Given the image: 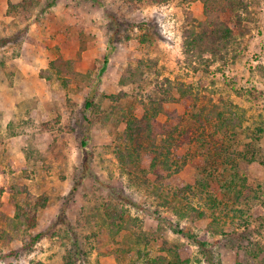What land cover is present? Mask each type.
I'll return each mask as SVG.
<instances>
[{"label": "rangeland", "instance_id": "1", "mask_svg": "<svg viewBox=\"0 0 264 264\" xmlns=\"http://www.w3.org/2000/svg\"><path fill=\"white\" fill-rule=\"evenodd\" d=\"M24 2L0 0V264H166L172 254L178 264H264V0ZM198 22L208 47L185 55L183 31ZM169 87L165 110L185 128L209 118L199 136L229 146L216 163L250 138L255 158L208 178L199 139L176 151L186 162L171 180H157L144 157L146 174L130 179L117 157L132 147L126 121ZM218 112L234 132L216 129ZM205 178L214 191L175 186Z\"/></svg>", "mask_w": 264, "mask_h": 264}, {"label": "trees", "instance_id": "2", "mask_svg": "<svg viewBox=\"0 0 264 264\" xmlns=\"http://www.w3.org/2000/svg\"><path fill=\"white\" fill-rule=\"evenodd\" d=\"M159 1V0H157ZM206 0H204L205 2ZM23 2V1H22ZM26 2V0H25ZM24 2V3H25ZM207 4V3H206ZM17 4H10L9 9L16 7ZM10 12V11H9ZM111 21L115 22V27L113 29V34L117 31L118 25H117V20L114 18H110ZM207 22V21H205ZM205 22H198L197 25H188L186 29L183 31V52L185 55H193V52L200 53L202 50H204V47L207 48L208 46L204 45V42H201V36L203 32L205 31L207 25ZM226 30V29H225ZM223 30V31H225ZM229 36V31L226 30L224 32V38H227ZM114 46L112 41L110 40L109 42V49L104 55V60H103V65L102 68L99 72L101 73L104 71L109 58L110 54L113 52ZM182 89V88H181ZM95 90H92L90 95L87 96L84 102V109H88L91 106V96ZM177 95H186L184 98H189L190 95L188 94H183L184 92H181L179 90V87L176 89ZM175 92L169 87V89H166V92L163 93V98L158 99L156 97V92L154 95L152 94H147L142 100H143V106H144V111L143 115L140 118L133 117L131 116L130 118L127 119L126 121V128L124 131V136L125 138L129 141V144H132V147L127 146L125 147L122 145L124 148L123 150L118 149V155L117 157L119 158V161L122 165V167L127 171V174L130 176V179L133 178L136 175V172L138 173H144V168L141 165V157L146 158L149 160V172L156 177L157 180H160L161 182L169 181L171 178L179 173L183 165L185 164L186 160L182 159L176 151L183 147L184 145L188 143H192L197 140H202L203 142V151L206 155H208L211 159L205 158L204 164H210L208 165V170L206 171V175L208 174V178H213V175H217V167H223V170L225 168L229 167L231 170V175L235 176L237 173L235 172L237 165L236 158L239 157L243 159L245 162H249L250 160L255 158V153L256 151L251 150V145L254 143L252 138H250V142H247L244 144V150L243 152H238L236 150H233L230 156V159L223 160V162L219 161L216 163V159L212 158L215 156H220L221 151H230V148L227 149L229 146L222 144L220 150H218V146L221 145L217 141H211L206 142L200 134V129L203 130L201 133H204V128L203 126L205 125L206 122L209 121V118H202L197 115V119L195 118L193 123L189 127H184L183 126V118H181L180 115L176 114L175 112H171L168 110H165L163 103L164 102H172L175 101ZM183 97V96H182ZM185 107V106H184ZM162 113L164 114L165 121H161L158 118V115ZM168 114V115H167ZM229 125H231L232 131L235 130V126L233 125V121L230 120L227 117L223 116L222 112H218L217 115V124L215 125L217 130L223 129L226 131L229 128ZM237 125L240 126L241 124L237 122ZM209 128L210 126H213L211 121L209 122ZM214 128V127H213ZM146 130L147 133L144 132ZM234 132V131H233ZM211 136V134H208ZM157 137H159L157 139ZM212 138V137H211ZM149 140L148 145L145 147L142 145V142L144 140ZM257 142V140H255ZM217 142L215 145L214 143ZM130 144V145H131ZM240 143L237 142L235 145V148L238 147ZM81 145L85 146L86 141L82 140ZM213 151V154H211V149ZM227 149V150H225ZM126 151V152H125ZM140 152H143L141 154ZM135 155V156H133ZM171 155V157L169 156ZM162 157V158H160ZM252 158V159H249ZM175 158V159H172ZM180 160L178 161L177 159ZM238 160V159H237ZM87 163L84 161L83 163V170L87 171ZM127 169V170H126ZM219 172V171H218ZM86 175V173H85ZM203 177V173L200 174ZM215 175V176H216ZM148 179V178H146ZM203 182H196L194 185H190L186 182H179L177 183L176 189L180 193H192L197 194V193H203V192H209L215 190V186L210 184V181L205 178ZM79 183V182H78ZM210 185L211 189L207 190L204 188V186ZM77 184L73 185L72 190L76 189ZM2 189L0 188V194L2 193ZM129 201V200H128ZM132 203V202H130ZM18 207V206H17ZM21 208H17V213L16 217L21 216L20 214ZM35 225L31 224L29 228H33ZM178 232H181V230H177ZM7 229L4 227H0V238H5L7 236ZM44 235V232H38L34 234L29 242L26 244V246H30L34 243H36L42 236ZM9 237V235H8ZM173 256L170 257L168 260H165L164 258H160L161 262H165L166 264H178L179 262V257L177 254H172ZM3 257L0 256V260ZM147 259H145V263L147 264ZM156 261V260H155ZM157 263V262H155Z\"/></svg>", "mask_w": 264, "mask_h": 264}]
</instances>
